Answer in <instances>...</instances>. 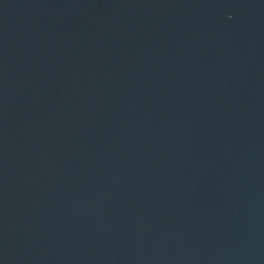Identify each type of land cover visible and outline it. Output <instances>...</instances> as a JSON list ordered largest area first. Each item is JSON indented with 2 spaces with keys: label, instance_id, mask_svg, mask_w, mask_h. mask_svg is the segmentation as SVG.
<instances>
[{
  "label": "water",
  "instance_id": "obj_1",
  "mask_svg": "<svg viewBox=\"0 0 264 264\" xmlns=\"http://www.w3.org/2000/svg\"><path fill=\"white\" fill-rule=\"evenodd\" d=\"M0 264H264V0H0Z\"/></svg>",
  "mask_w": 264,
  "mask_h": 264
}]
</instances>
